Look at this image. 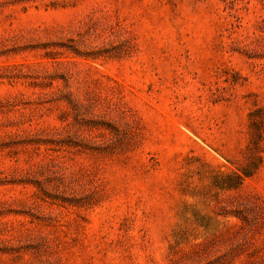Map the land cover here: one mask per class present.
<instances>
[{
	"label": "rangeland",
	"instance_id": "374dc122",
	"mask_svg": "<svg viewBox=\"0 0 264 264\" xmlns=\"http://www.w3.org/2000/svg\"><path fill=\"white\" fill-rule=\"evenodd\" d=\"M0 264H264V0H0Z\"/></svg>",
	"mask_w": 264,
	"mask_h": 264
}]
</instances>
